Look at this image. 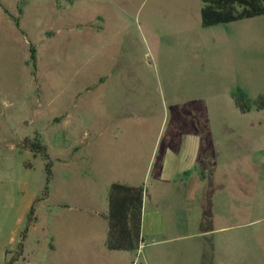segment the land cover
Segmentation results:
<instances>
[{
	"label": "rangeland",
	"instance_id": "rangeland-1",
	"mask_svg": "<svg viewBox=\"0 0 264 264\" xmlns=\"http://www.w3.org/2000/svg\"><path fill=\"white\" fill-rule=\"evenodd\" d=\"M201 6L0 0V264H264V15ZM112 183L143 189L134 251L105 247Z\"/></svg>",
	"mask_w": 264,
	"mask_h": 264
},
{
	"label": "trees",
	"instance_id": "trees-1",
	"mask_svg": "<svg viewBox=\"0 0 264 264\" xmlns=\"http://www.w3.org/2000/svg\"><path fill=\"white\" fill-rule=\"evenodd\" d=\"M264 15V0H202L200 8V24L202 28H209L221 24L232 23ZM30 58L35 63V50L30 49ZM236 107L240 112L249 110L248 103L242 98L234 97ZM261 101L258 109L263 107ZM21 145L33 155H39L45 160L44 195L47 194L51 179V163L48 160L45 146L38 137L25 138ZM43 195V196H44ZM108 210L103 218L107 222L105 247L109 251H134L138 249L141 236L143 189L120 183H112L107 192ZM35 220L34 205L28 211L26 225L18 243V256L23 253V240Z\"/></svg>",
	"mask_w": 264,
	"mask_h": 264
},
{
	"label": "crops",
	"instance_id": "crops-1",
	"mask_svg": "<svg viewBox=\"0 0 264 264\" xmlns=\"http://www.w3.org/2000/svg\"><path fill=\"white\" fill-rule=\"evenodd\" d=\"M20 142H22V139H20ZM24 148V147H23ZM23 150H28V149H26V148H24ZM29 151V150H28ZM32 153V152H31ZM33 154V153H32ZM34 156H36V155H34ZM185 162V159L184 158H182V163H184ZM192 165V162L190 161V166ZM166 166V165H165ZM181 166L183 167V164H181ZM143 210V209H142Z\"/></svg>",
	"mask_w": 264,
	"mask_h": 264
}]
</instances>
